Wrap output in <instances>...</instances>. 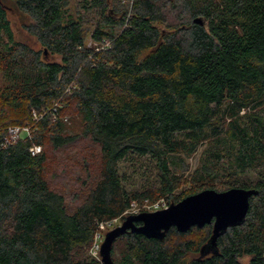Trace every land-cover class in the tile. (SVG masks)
I'll return each instance as SVG.
<instances>
[{"label": "trees", "instance_id": "16d2710c", "mask_svg": "<svg viewBox=\"0 0 264 264\" xmlns=\"http://www.w3.org/2000/svg\"><path fill=\"white\" fill-rule=\"evenodd\" d=\"M12 1L42 48L16 39L0 0V264H104L95 235L133 204L233 187L257 193L217 252L211 223L163 238L129 230L112 259L264 264V0ZM11 126L30 132L7 143ZM82 142L86 154L61 163L88 176L69 201L48 155Z\"/></svg>", "mask_w": 264, "mask_h": 264}, {"label": "water", "instance_id": "95a60500", "mask_svg": "<svg viewBox=\"0 0 264 264\" xmlns=\"http://www.w3.org/2000/svg\"><path fill=\"white\" fill-rule=\"evenodd\" d=\"M195 22L203 23L200 19H195ZM256 193L254 189L242 187L224 191L205 189L166 208L130 214L121 225L106 233L100 249L101 260L104 264H116L112 259L113 243L129 230L150 238H163L173 226L180 232H186L192 226L203 227L211 223L213 232L209 245L217 252L219 236L230 226L244 221L250 208V198Z\"/></svg>", "mask_w": 264, "mask_h": 264}, {"label": "rangeland", "instance_id": "374dc122", "mask_svg": "<svg viewBox=\"0 0 264 264\" xmlns=\"http://www.w3.org/2000/svg\"><path fill=\"white\" fill-rule=\"evenodd\" d=\"M3 1L7 6L8 16L11 21L12 28H13L16 39L26 42L27 44H29L35 49H41L42 46L40 42L34 35L30 33V31L27 28L28 24L30 23V18L25 13H23L21 10H19L15 6L12 0H3ZM87 42L89 44L96 45V43L92 42L90 38L88 39ZM47 58H53V57L48 55ZM244 111L245 110H243L242 113H244ZM69 115L66 114L67 116L66 118L68 119V123L71 126L73 122H72V117H70L71 115L70 116ZM202 149L203 147H200L199 150L196 153H194L192 156L185 157L184 164L194 169L199 163ZM91 151H93V149H89V152ZM77 153L86 154L85 153V142L79 143L77 146H75V148L69 149L63 152L54 151L53 149L52 150L50 149L49 155H48L49 162H48V168L46 171L48 180L51 186L55 189L61 190L67 196V199L69 201H73L74 195L78 191L77 189L79 187L82 188L83 186V184L79 186L81 184V181H83L84 179L88 177L85 175L82 169L80 170L79 165L76 162L71 163L72 167H69V168L67 167V169L65 170H63L62 168L61 163L66 161L65 157L67 156L72 157L76 155ZM190 188H191L190 184H185L183 186L184 190H188ZM168 206L169 205L167 201L164 199H160L155 203H144L141 205L133 204V207L124 213V217L130 214H137L143 211L152 212V211L166 208ZM124 220L125 218L118 217V218L106 221L104 225L100 228V233L102 234V241L100 240L101 243L103 242L106 233L114 229L115 227L121 225ZM194 235H197L196 237H201V235L198 233H194ZM123 248L124 246L122 242H118V244H116L115 257L117 259L121 257ZM90 254L93 255V257L101 259L100 253L96 251L95 248L92 249V246L90 248ZM249 260H250L249 256H245L241 258V261L243 264H248Z\"/></svg>", "mask_w": 264, "mask_h": 264}, {"label": "built area", "instance_id": "2783aa9c", "mask_svg": "<svg viewBox=\"0 0 264 264\" xmlns=\"http://www.w3.org/2000/svg\"><path fill=\"white\" fill-rule=\"evenodd\" d=\"M30 132V127H20V126H11L8 129V133L9 136L6 140L7 143L13 142L15 140H17L18 137H20L21 135H23L24 133L29 134ZM30 151L33 155H36L38 153H40L42 151V147L40 145H33L30 148ZM104 224L100 225V228L103 226ZM102 241V234L100 233V231H98L95 235V239L92 245V249L95 248L96 251H98L100 253V249H101V241Z\"/></svg>", "mask_w": 264, "mask_h": 264}]
</instances>
